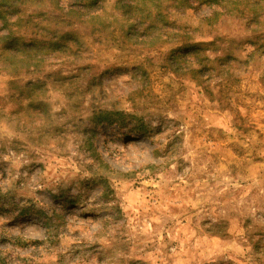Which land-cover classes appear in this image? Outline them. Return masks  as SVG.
Segmentation results:
<instances>
[{
	"label": "rangeland",
	"instance_id": "obj_1",
	"mask_svg": "<svg viewBox=\"0 0 264 264\" xmlns=\"http://www.w3.org/2000/svg\"><path fill=\"white\" fill-rule=\"evenodd\" d=\"M66 3L25 16L64 19ZM261 4L255 27L246 11L164 1L170 39L205 44L200 74L168 69L175 43L124 37L115 0L73 25L77 45L0 72V264H264ZM104 111L115 125L96 123Z\"/></svg>",
	"mask_w": 264,
	"mask_h": 264
},
{
	"label": "trees",
	"instance_id": "obj_2",
	"mask_svg": "<svg viewBox=\"0 0 264 264\" xmlns=\"http://www.w3.org/2000/svg\"><path fill=\"white\" fill-rule=\"evenodd\" d=\"M37 0H0V72L9 75H17L21 71L37 70L38 64L44 57L51 54H59L67 49L66 43L75 42L78 44L80 33L73 29V25L79 23L81 25L90 24L91 20L97 18L90 15L91 10L99 0H67V12L64 19L51 20L43 12H29L27 16V5H35ZM165 0H115V6H120L119 16L128 22L129 29L123 34L129 40L139 41V44L146 43L143 46L145 51H156L164 44L178 45L172 53L164 58L168 69L173 73L185 71L187 74H200L205 69L203 61L206 57L202 56L203 47L200 43H188L190 38L185 40H171L170 23H167L162 14L163 4ZM180 5L184 6L185 2L197 3L208 7L217 8L222 15L228 12L236 11L243 13L246 11V17L243 21H247L248 26L257 27L261 15L259 9L262 7L263 0H176ZM219 12L212 11L208 17L202 21L208 26H213V21ZM25 17V18H24ZM87 17V18H85ZM34 18L40 21H33ZM58 21V22H57ZM66 23V32L59 34L55 26ZM21 24L32 27V35L30 41L24 43L21 38L16 35V30ZM53 24L52 27L50 25ZM38 28L40 33L35 32ZM253 30V29H252ZM1 31H4L1 33ZM180 37V36H179ZM177 53V54H174ZM187 60L189 61L187 63ZM184 64V65H183ZM193 70L189 67L196 66ZM29 87H35V84L28 83ZM119 115L115 112H101L93 114L98 119L97 124H105L108 126L115 125L117 122L110 121V116ZM94 119V120H95ZM95 122V121H94ZM118 125H120L118 123ZM141 131L132 134L139 135ZM99 159L100 164L109 169L107 164ZM61 198V197H55ZM24 217V216H23ZM38 218V216H37ZM49 222L52 220L47 219ZM55 220V219H53ZM48 225V224H47Z\"/></svg>",
	"mask_w": 264,
	"mask_h": 264
}]
</instances>
